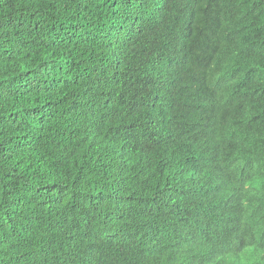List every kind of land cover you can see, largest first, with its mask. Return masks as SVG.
Wrapping results in <instances>:
<instances>
[{
  "label": "trees",
  "instance_id": "16d2710c",
  "mask_svg": "<svg viewBox=\"0 0 264 264\" xmlns=\"http://www.w3.org/2000/svg\"><path fill=\"white\" fill-rule=\"evenodd\" d=\"M207 1L0 0V264L179 263L156 254L152 228L184 195L226 198L215 164L182 180L172 163L200 145L181 117L218 87L210 54L228 70L213 99L241 102L264 129V0H214L224 15L209 19ZM119 195L134 214L155 210L148 230L108 229L104 203ZM208 257L198 264H226Z\"/></svg>",
  "mask_w": 264,
  "mask_h": 264
},
{
  "label": "clouds",
  "instance_id": "9594fccd",
  "mask_svg": "<svg viewBox=\"0 0 264 264\" xmlns=\"http://www.w3.org/2000/svg\"><path fill=\"white\" fill-rule=\"evenodd\" d=\"M203 15L207 19L222 17L224 11L217 1L212 0L205 3ZM235 38L249 53L242 29L235 32ZM208 58L209 72L218 87L208 97L209 101L197 109L201 112H184L181 117V129L187 145L195 141L200 145L190 154L184 152L177 155L172 163L182 180L183 176L196 169L215 164L219 167V178L226 198L221 203H208L184 195L185 206L178 200L174 201L169 209L171 212L165 214L168 217L152 228L157 230L159 237L156 254L169 258L179 251L178 264H182V257L183 264H198L210 254L233 259L234 253H237L243 258L245 255L240 264H264V250L260 247L262 244L258 245L264 242V224L257 222L264 217V203L257 195V189L261 186L258 179L264 180V129L258 127L262 116L251 112L241 102L240 106L225 109L220 101L213 99L221 95L219 91L224 85L221 71L226 73L228 70L223 64V53L210 54ZM179 104L183 107V102ZM174 122L173 117L171 125ZM252 137L254 140L248 149H241L240 145L248 144ZM227 187L236 193L228 192ZM262 190L264 192V183ZM93 193L87 194V197H91L89 200H95ZM106 200L109 201L104 203L108 229L123 224L145 230L150 228L155 210L143 217L133 213L129 199L123 196L107 197ZM235 206L236 211H231ZM219 244L233 250L231 253L220 251ZM148 247L150 245L144 243V250ZM145 258L146 255L142 254L136 259Z\"/></svg>",
  "mask_w": 264,
  "mask_h": 264
},
{
  "label": "bare ground",
  "instance_id": "6f19581e",
  "mask_svg": "<svg viewBox=\"0 0 264 264\" xmlns=\"http://www.w3.org/2000/svg\"><path fill=\"white\" fill-rule=\"evenodd\" d=\"M214 173V172H213ZM206 180V179H205ZM203 181V180H202ZM170 183V182H169ZM170 197V196H169ZM217 203V202H216ZM177 205H179V204H177ZM231 211H233L234 212V207L231 209ZM220 247H222V246H220ZM222 250V249H221ZM224 250V249H223ZM225 251V250H224ZM181 255V254H180ZM210 256V255H209ZM225 256V255H224ZM177 257H179L178 256V254H177ZM209 259L210 258H213L212 256L211 257H208ZM211 260V259H210ZM210 260H209V262H210ZM233 259H229V257H226L225 258V261H226V264H233L234 262H236V263H238L240 260H241V258L239 257L237 260H235V261H232ZM208 261V260H207ZM225 263V262H224Z\"/></svg>",
  "mask_w": 264,
  "mask_h": 264
}]
</instances>
